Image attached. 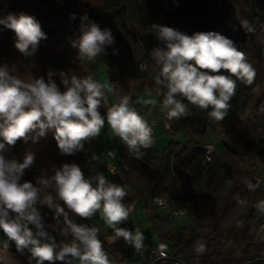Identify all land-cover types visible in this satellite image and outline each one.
I'll return each instance as SVG.
<instances>
[{
    "label": "clouds",
    "instance_id": "1",
    "mask_svg": "<svg viewBox=\"0 0 264 264\" xmlns=\"http://www.w3.org/2000/svg\"><path fill=\"white\" fill-rule=\"evenodd\" d=\"M75 19L76 14H70V20ZM79 19V34L69 40L78 51V59L91 62L104 54L115 38L109 28H101L86 13ZM0 25L15 33V48L24 57L33 56L40 42L47 39L40 22L30 15L9 13L0 17ZM239 27L246 33L255 31L247 19L240 20ZM149 31L159 41L150 55L159 66L155 84L162 97L160 110L170 121L187 116L188 104L206 111L211 120L221 121L230 108L237 81L251 84L254 80L255 69L245 53L219 32L188 35L160 24H152ZM14 70L15 66L0 64V232L7 238L5 249L9 242L14 243L18 253L30 254L28 264H73V260L79 264H110L98 228L73 219L90 220L99 213L112 229L113 242L122 238L141 254L147 247L143 232L121 227L130 213L123 187L103 173L86 176L75 162L55 167L50 176L39 175L35 183L22 180L35 163V153L25 151L21 159L8 153L18 141L27 143L31 139L36 143L51 131L59 154L74 156L84 150L86 142L100 136L107 122L115 137L139 158L143 155L141 149L154 143L149 123L132 106L129 96L117 97L109 107L105 89L111 92L113 88L91 75L80 77L49 70L46 78L42 75L26 81ZM54 77H58L59 84ZM146 102L157 104L155 99ZM102 107L106 109L103 114ZM115 154L108 153L112 157ZM248 187L254 191L259 182L248 183ZM44 206L53 212L55 223L45 225L41 214ZM256 208L264 214V201ZM165 248L159 245L162 257H166ZM193 248L196 254H202L206 244L197 240Z\"/></svg>",
    "mask_w": 264,
    "mask_h": 264
},
{
    "label": "trees",
    "instance_id": "2",
    "mask_svg": "<svg viewBox=\"0 0 264 264\" xmlns=\"http://www.w3.org/2000/svg\"><path fill=\"white\" fill-rule=\"evenodd\" d=\"M121 2L122 0H101L99 4H91L87 0H0V17L9 13L16 16L21 13L33 16L40 22L42 30L47 36V39L40 42L38 50L32 56L35 62L41 64L40 70L20 78L26 81L42 75L46 78L49 70L65 71L69 75L80 77H86L91 73L97 74V69L93 65L95 60L91 62L79 60L77 49L59 38L58 35L64 32L67 38H75L79 34V18L85 13L97 22L101 28V20L112 23L119 16ZM73 13L76 14V19L70 20V14ZM104 28H108L106 24ZM201 28L202 31L204 26L202 25ZM0 36V64H7L11 68L12 59L3 50L9 45L15 44V33L0 25ZM116 39L113 45L106 48L105 55L102 58L103 65L106 67L107 83L111 87L114 85L112 87L113 91L108 92L106 89V92L114 104L117 102V97L129 96L132 106L136 110L143 111L144 103L142 105L138 104V101L142 98V92L138 89L142 84L144 87L149 86L152 70H159V66L155 64L150 55L151 49L157 46L159 41L156 37H145L142 44L143 53L141 54L135 47L130 46L128 42L121 39L120 36H116ZM141 59L147 62L149 68L152 69L151 72L138 70L137 64L139 65ZM80 61H84L85 65L81 66ZM54 79L58 84L60 83L58 77H54ZM60 87L63 90V85H60ZM239 94L240 90L236 88L235 94L230 100V108L226 117L221 121H216L222 137L227 142L228 170L232 176L236 177L241 176L240 161L247 159L243 149L250 146L245 137L246 131L243 128V122L236 113L235 107ZM184 103L188 104L186 100ZM188 109L189 114L187 116L170 121L172 128L178 130L191 128L195 135H203L209 125L207 114L202 112L196 114L198 107L191 104H188ZM160 133H163V131ZM202 145L204 144L194 139H189L183 146L180 141H171L163 149L159 156V164L155 167L151 162V152L156 150L155 141L150 148L141 149L143 155L139 158L134 153L129 152L127 146L122 142L118 152H115V161L118 176L124 178L134 191L132 195L126 192L124 202L138 201L145 204L148 199L158 195L168 197L170 201L173 199L174 204H185L188 208L195 210L206 203L209 205L210 217L205 226L207 249L199 256L197 262L199 264H213V258L221 244V239L217 236V229L222 215L223 203L217 206L213 204L211 199V193L214 189L213 183H209L203 189H198L199 171L196 170L198 164L194 168L193 166L195 163L200 164L202 161ZM180 149L183 152L182 161L175 167H171L170 154L176 153ZM25 151L35 153V163L30 169L26 170L22 180L32 181L33 183H35L36 177L41 174L45 176L54 174V168L64 163L75 162L80 165L82 170L88 168L90 176L94 175L95 171L103 165V151L95 138L86 142L84 150L76 155L61 156L50 131L36 143H33L31 139L27 143L23 140L18 141L10 149L8 155L9 157L15 156L17 159H21ZM94 155L98 156V159H93ZM254 155L264 164V139L260 140V145L254 151ZM185 167H187L186 170ZM138 180L140 189L137 187ZM145 184H148L146 193L142 189ZM153 212L150 215L142 214L145 217H151ZM41 214L44 217L45 225L55 223L53 212L46 206L41 208ZM73 219L77 223L92 225V219L82 220L79 217H73ZM150 226L152 233H159L160 243L166 245V249L171 256L186 260L182 248L185 243L189 242V234H187L185 228H176L175 225H172L169 231L163 232L153 222ZM47 230L52 235H56L51 229ZM98 235L111 264H144L145 257L143 253L137 254L133 247L127 245L122 238L113 242L112 229L99 230ZM56 238L59 241L60 238L58 236ZM10 246L11 252L20 254L16 251L14 243H11ZM252 250L253 247H248L247 251H244L245 264H253L252 259L249 258ZM25 254L29 255L27 252ZM134 254H137V256ZM0 264L8 263L0 262ZM56 264H61V262L57 261ZM157 264L178 263L160 261Z\"/></svg>",
    "mask_w": 264,
    "mask_h": 264
},
{
    "label": "rangeland",
    "instance_id": "3",
    "mask_svg": "<svg viewBox=\"0 0 264 264\" xmlns=\"http://www.w3.org/2000/svg\"><path fill=\"white\" fill-rule=\"evenodd\" d=\"M87 1L91 4L101 3V0ZM119 6V16L112 23L101 20L102 28L106 24L115 40H117L116 36H120L121 39L128 42L130 46L135 47L141 54L143 53L144 38H155V34L149 31L152 24L169 26L188 35L195 32L214 31L232 39L238 48L245 53L248 62L255 69V77L251 84L237 81L240 94L235 107L236 113L243 122V128L246 131L245 137L250 144V146L243 149L247 159L241 160L239 163L240 177L230 174L227 167V142L222 135H220V138H216L221 131L215 127L216 121L211 120L208 115L209 125L201 136L195 135L191 128L181 130L172 128L170 131H163V133H159L156 129L154 135L156 150L151 152V162L153 166H158L159 156L171 141H180L182 146L189 139H194L201 144L212 143L215 146V152L211 161H206L202 154L201 163H195L193 168L198 164L196 168L199 171L198 189H203L209 183H213L212 202L215 206L223 203L222 215L217 229V236L221 239V244L213 258V264H245L246 259L243 253L245 250L247 251L248 247H253L249 257L252 259L253 264H264V214H261L256 208L260 201H264V184H259V187L254 191L248 187V183L256 184L254 178L264 170V164L254 155V151L260 145V140L264 139V0H122ZM243 19H247L252 23L255 28L253 33H246L240 29L239 21ZM202 25L204 29L201 31ZM58 36L71 46L66 33L61 32ZM8 47L3 51L7 52V55L12 59V66H15V75L25 77L40 70L41 64L35 62L32 56L24 57L15 48V44ZM100 58L99 56L96 59ZM141 60L140 63H145L146 67L141 69L139 63V65L137 64L138 70L151 72L152 69L149 68L147 62ZM93 65L96 69H99L96 70L98 75H95L98 77V81L101 84H108L105 72L100 70L102 62L98 63L95 60ZM157 71L159 72L156 69L155 71L152 70L149 86L144 87L142 84L138 89L142 92V98L138 101V104L142 105L144 103L143 111L145 115L152 114L157 107H160L162 100V97L157 94L159 88L155 84ZM150 99L157 100V104L147 103L146 101ZM201 112L207 114L206 111L199 108L196 114ZM161 114L162 111H160L159 116ZM113 136L114 134L111 133L107 140H104L100 133V136L95 138L103 152L106 149L114 151ZM182 157V149L170 154L171 167L180 164ZM115 183L123 187L129 195L133 194L132 187L121 176L117 175L115 177ZM137 187L140 189L139 180ZM142 189L146 193L148 184H145ZM238 200H243L245 203L240 204ZM171 201L174 200L171 199ZM209 217L210 207L206 203L198 210L188 208L186 216L177 220L174 224L176 228H185L187 234H189V242L185 243L182 248L186 260L197 261L201 255L194 252L193 245L195 241L203 240L207 249L205 226ZM141 220L134 221V229L139 228L148 239L152 237V231L149 228L152 222L163 232L169 231L172 227V223H168L165 216L161 215L148 216L145 221L142 220V223ZM241 221H243L242 226ZM91 223L98 227L99 223L104 222L100 214L97 213L92 218ZM104 229L111 228L103 227L102 230ZM6 240V237L2 236V232H0V262L28 264L30 254L20 255L11 252L10 242L8 248L5 249ZM142 253L145 257V251ZM134 255L137 256V254ZM32 264H35V261ZM73 264H79V261L73 260Z\"/></svg>",
    "mask_w": 264,
    "mask_h": 264
},
{
    "label": "built area",
    "instance_id": "4",
    "mask_svg": "<svg viewBox=\"0 0 264 264\" xmlns=\"http://www.w3.org/2000/svg\"><path fill=\"white\" fill-rule=\"evenodd\" d=\"M80 65L84 66L85 62L84 61H80ZM140 65H145V63H142ZM94 80L98 81V77H96L94 73L90 74ZM99 82V81H98ZM114 85H112L113 87ZM105 94L107 97V103L108 106H112L114 103L112 102V100L110 99L108 93L105 90ZM101 113H105L106 109L105 108H101L100 109ZM143 118H144V111L142 110H136ZM160 107H157L153 113L150 115H147V122L149 123V125L151 126V134L154 140V135H155V128L157 127L158 124H161L163 129L165 131H170L172 129L171 127V122L170 120H168L166 118V116L164 115V113L162 112L161 116H159L160 113ZM217 129L220 130L218 124L216 123L215 126ZM111 130L110 127L108 126L107 122L105 123V129L104 132L102 134L103 139L107 140V138L109 137V135L111 134ZM221 133L216 137V138H220ZM203 148V156L205 157L206 161H211L213 154L215 152V146L212 143H208V144H204L202 145ZM109 151L106 149L105 152H103L104 155V167H103V171H104V175L106 176V178L115 183V177H117L118 175V169H117V164L116 161L111 160L110 156L108 155ZM255 183L257 184V182H259V184H264V170H262L255 178ZM129 209H130V213H129V220L126 224L121 225V227H125L131 230H135L134 229V215L137 212H141L145 215H150L152 211H160L163 216H165V219H167L168 223H172V225L174 226V224L176 223L177 220L184 218L188 212V207L186 205H182V204H174L172 201H170L168 199V197L165 196H153L150 199H148V201L145 204H142L138 201L135 202H125ZM161 239L159 238V233H152V239H148L146 237L144 243L147 246L146 249L144 251H146V255H145V262L144 264H157L160 261H170V262H176L178 264H199L196 260L195 261H186L183 259H179L176 258L174 256H171L167 249L165 248L164 251L166 253V257H162L160 255V249H159V245H161L160 243Z\"/></svg>",
    "mask_w": 264,
    "mask_h": 264
},
{
    "label": "crops",
    "instance_id": "5",
    "mask_svg": "<svg viewBox=\"0 0 264 264\" xmlns=\"http://www.w3.org/2000/svg\"><path fill=\"white\" fill-rule=\"evenodd\" d=\"M104 55H105V53L104 54H102L100 57V59H95V60H97V62L99 63V62H102V65L100 66V70H102V71H104L105 72V78H107V76H106V67L103 65V61H102V58L104 57ZM97 70H99V69H97ZM144 119L145 120H147V115H144ZM104 129H105V126H104V128L101 130V134H103V132H104ZM156 129L159 131V133L160 132H162V131H165L164 129H163V127H162V125L161 124H158L157 125V127L155 128V131H156ZM120 142V143H119ZM112 144H113V146H114V148H113V150L117 153L118 152V150H119V147L122 145V141L121 140H119V138L118 137H115V135L112 137ZM110 158H111V160H114L115 161V156L114 157H112V156H110ZM104 155H103V165L99 168V169H97L96 171H95V174H97V173H103L104 174V171H103V167H104ZM84 171V173H85V175L86 176H90L89 174H90V172L88 171V168H86V169H84L83 170ZM86 171H87V173H86ZM160 213V214H159ZM159 215H161V216H163V214L160 212V211H154L153 212V215L152 216H154V217H156V216H159ZM147 218V217H146ZM146 218H145V216H143V214L141 213V212H137L135 215H134V221L135 220H138V219H142L143 221H145L146 220ZM103 220V219H102ZM142 220H141V223H142ZM104 222V221H103ZM98 226V225H97ZM103 227H108L105 223H99V226L97 227L98 228V230L100 229V230H102L103 229ZM102 231H105V229L104 230H102ZM2 236H4L3 234H2ZM150 239H152V237L150 238ZM110 260V259H109ZM110 264H111V261H110Z\"/></svg>",
    "mask_w": 264,
    "mask_h": 264
}]
</instances>
